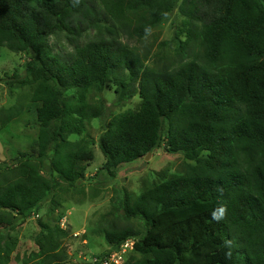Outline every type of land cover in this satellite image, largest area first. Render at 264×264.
Returning <instances> with one entry per match:
<instances>
[{
  "label": "trees",
  "instance_id": "obj_1",
  "mask_svg": "<svg viewBox=\"0 0 264 264\" xmlns=\"http://www.w3.org/2000/svg\"><path fill=\"white\" fill-rule=\"evenodd\" d=\"M99 1L112 18L139 15L131 33L137 38L178 8L186 17V44L195 43L198 54L154 70L122 45L99 39L62 60L49 38L77 36L89 20L100 28ZM178 3L0 0V50L30 56L27 76L15 72L10 85L30 86V101L39 104L37 154L20 152L0 164V264H9L15 251L10 232L50 195L84 193L79 184L93 154L86 142L69 137L105 120V105L89 103L87 95L92 89L101 94L111 79L118 97L138 82L140 105L104 127L98 142L103 169L112 175L158 148L195 164L136 198L116 189L112 212L100 221L109 250L97 258L132 240L138 258L124 264H264V0ZM21 114L18 106L1 109L0 131ZM68 235L59 222L42 226L37 250L17 263L68 264L62 250Z\"/></svg>",
  "mask_w": 264,
  "mask_h": 264
},
{
  "label": "rangeland",
  "instance_id": "obj_2",
  "mask_svg": "<svg viewBox=\"0 0 264 264\" xmlns=\"http://www.w3.org/2000/svg\"><path fill=\"white\" fill-rule=\"evenodd\" d=\"M182 1L179 0V6ZM99 9L103 14L98 16L101 21L100 28L93 27V21L89 20L88 23L81 24L77 36L60 33L50 37L49 45L53 53L62 60H68L76 46L99 39L114 41L116 46L122 45L129 52L138 55L145 67L154 70L175 68L194 59L198 54L199 48L195 43L186 44V17L178 8L165 22L143 38L131 34L139 15L128 14L127 17L112 18L109 10L103 7L100 1ZM29 59L28 54L12 53L7 48L0 50V110L12 106L22 108L21 116L0 131V164L10 162L20 152L37 154L36 109L39 104L30 101V86L10 85V78L15 72L21 78L27 76L26 65ZM100 100L105 105V120L94 119L86 125L81 135L69 137L73 142H86L93 154V160L86 166L85 179L79 184L84 193L71 191L50 195L28 218L19 222L10 232L15 251L9 264H19L17 260L20 262L24 255L36 251L34 239L41 227H50L56 222L69 234L62 242L66 262L92 264V258L104 256L109 250L102 235L105 225L102 226L100 221L103 216L112 212L111 204L116 189L125 188L132 198H136L149 185L172 176L184 175L187 167L195 164L180 154L170 155L165 153L163 148H158L150 153L147 160L141 158L123 164L111 175L103 169L105 158L98 148V142L104 127L112 118L138 109V82H130L122 97H118L111 79L101 94L92 89L87 95L89 103L98 104ZM108 219L111 220L112 215L106 217V220ZM133 224L136 228H141L138 222ZM122 256L120 264L131 258H138L132 250H126Z\"/></svg>",
  "mask_w": 264,
  "mask_h": 264
},
{
  "label": "built area",
  "instance_id": "obj_3",
  "mask_svg": "<svg viewBox=\"0 0 264 264\" xmlns=\"http://www.w3.org/2000/svg\"><path fill=\"white\" fill-rule=\"evenodd\" d=\"M126 250H134L133 249V241L128 240L123 243L116 252H112L109 256H107L104 260L100 261L97 257L92 258V264H120L123 259V254Z\"/></svg>",
  "mask_w": 264,
  "mask_h": 264
},
{
  "label": "water",
  "instance_id": "obj_4",
  "mask_svg": "<svg viewBox=\"0 0 264 264\" xmlns=\"http://www.w3.org/2000/svg\"><path fill=\"white\" fill-rule=\"evenodd\" d=\"M150 155H151L150 153H149V154H147V155H146V157H144V158H145V160H147V159L150 157Z\"/></svg>",
  "mask_w": 264,
  "mask_h": 264
}]
</instances>
